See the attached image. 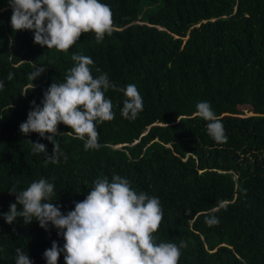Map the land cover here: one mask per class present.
<instances>
[{"label": "trees", "instance_id": "obj_1", "mask_svg": "<svg viewBox=\"0 0 264 264\" xmlns=\"http://www.w3.org/2000/svg\"><path fill=\"white\" fill-rule=\"evenodd\" d=\"M113 13V31L97 43L84 33L67 52L34 43V32L14 31L9 0H0V264H16V249L33 264L56 241L38 221L11 225L3 219L25 190L41 178L54 184L50 202L62 214L83 201L98 178L119 175L137 192L159 199L163 219L154 238L181 241L179 264H264V0H100ZM89 56L118 88L135 84L143 98L137 118L125 119L123 92L108 90L115 117L97 123L98 147L57 126L55 140L67 160L46 163L24 135L32 102L63 82L75 62ZM45 68L33 82L29 73ZM13 79L8 80V74ZM207 101L221 120L226 143L215 142L196 104ZM48 135V134H45ZM18 211L22 206L17 205ZM219 223L209 226L206 217ZM57 264H65L62 252Z\"/></svg>", "mask_w": 264, "mask_h": 264}, {"label": "clouds", "instance_id": "obj_2", "mask_svg": "<svg viewBox=\"0 0 264 264\" xmlns=\"http://www.w3.org/2000/svg\"><path fill=\"white\" fill-rule=\"evenodd\" d=\"M12 8L11 26L14 31L34 32V43L47 49L55 48L67 52L84 33H94L97 43L113 31V13L100 0H9ZM74 66L69 69L63 82H53L44 92L42 107L32 102L27 120L20 125L24 135L38 133L41 139L53 144L49 156L46 146L31 143L33 154L44 153L46 163H58L60 157L66 161L59 143L57 126L64 124L71 128L68 135L84 141L86 150L98 147L97 123L114 119L113 104L105 97L108 90L123 92L125 100L121 115L125 119H136L143 110V98L135 84L118 88L106 73L94 78L90 66L91 57L73 54ZM45 68H37L28 74L30 81L40 77ZM9 73L7 79L12 80ZM4 84L0 82V89ZM195 115L207 122L208 135L217 143H226L224 126L207 101L196 104ZM48 134V135H45ZM10 195H15L9 211L3 219L9 225L18 218L24 224L38 221L48 231L49 224L55 227L57 235L65 241L60 248L56 241L43 256L47 264H57L64 253L65 264H179L181 249L187 243L177 246L171 242H157L154 233L159 230L163 219L160 201L155 196L135 191L126 178L113 175L98 178L81 202H74V210L66 215L60 207L50 202L56 195L54 184L41 178L25 190L17 191L13 186ZM17 205L22 206L18 211ZM205 223L213 226L219 223L214 215L206 217ZM16 264H33L29 255L16 249Z\"/></svg>", "mask_w": 264, "mask_h": 264}]
</instances>
